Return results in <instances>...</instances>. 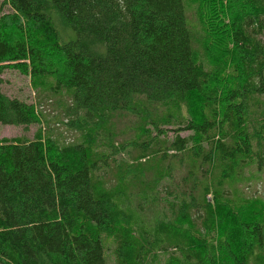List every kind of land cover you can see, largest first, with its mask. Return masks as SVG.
<instances>
[{
    "label": "trees",
    "instance_id": "1",
    "mask_svg": "<svg viewBox=\"0 0 264 264\" xmlns=\"http://www.w3.org/2000/svg\"><path fill=\"white\" fill-rule=\"evenodd\" d=\"M0 125V264H264V0H0Z\"/></svg>",
    "mask_w": 264,
    "mask_h": 264
},
{
    "label": "rangeland",
    "instance_id": "2",
    "mask_svg": "<svg viewBox=\"0 0 264 264\" xmlns=\"http://www.w3.org/2000/svg\"><path fill=\"white\" fill-rule=\"evenodd\" d=\"M194 11L195 10L192 9L187 11V17L191 24L197 23ZM3 81L4 83L2 85V91L4 94L10 97L20 98L28 103L33 102L37 104L38 96L36 92L31 89L29 81L26 77L21 76L13 71H6L3 74ZM43 111L46 118H48L50 121V126L55 130L51 131L52 135L60 142H69L72 140V134L67 131H63V128L58 125L56 120L53 118L59 114L60 105L50 104L49 106L43 107ZM35 130V126H31L25 130L22 127L0 125V138L24 136L29 140L33 137ZM245 192L248 196L253 198L259 197L264 199V168L262 171L256 173V179L250 183L249 187H246ZM107 257V263L113 264L112 257L110 256L109 252H107Z\"/></svg>",
    "mask_w": 264,
    "mask_h": 264
}]
</instances>
